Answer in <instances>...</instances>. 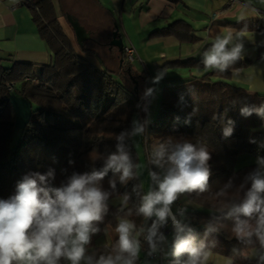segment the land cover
I'll return each mask as SVG.
<instances>
[{"label":"trees","instance_id":"obj_1","mask_svg":"<svg viewBox=\"0 0 264 264\" xmlns=\"http://www.w3.org/2000/svg\"><path fill=\"white\" fill-rule=\"evenodd\" d=\"M30 8L39 34L49 43L53 56L38 73L29 66L8 65L0 60V200L14 197L18 184L34 173L46 175L51 171L47 187L55 189L66 185L74 174L104 171L107 158L118 154V147H122L130 157L132 175L122 182V171L108 169L100 181L102 190L109 194L107 211L101 221L95 222L99 231L91 235L81 261L88 264L91 258L95 264L101 256L117 254L116 229L122 220L134 225L130 239L137 242L149 218L139 211L146 192L138 177L140 156L132 141L141 101L127 73L130 65L125 64L121 75H117L89 64L74 53L57 24L50 0ZM250 25L252 31H262V26ZM171 66L211 71L201 78L163 87L158 111L148 125L152 163L161 167L165 177L172 167L168 157L179 145L190 143L197 149L206 148L211 156L210 178L205 191L185 192L190 209L182 217L184 234L191 229L197 246L203 244L205 251L226 258L231 264H254L248 254L261 252L264 244L255 234L238 238L233 228L237 219L248 220L255 228L257 216L244 217L232 209L245 200L252 185L250 177L259 172V167L228 171L225 165V159L240 156L264 161V114L258 111L264 109V95L247 94L228 84L232 72L250 68L251 62L239 59L223 72L206 69L203 60ZM28 80L36 84L29 85ZM12 96L32 107L31 120L22 131L15 127V113L9 101ZM245 108L252 110L250 116L243 114ZM228 128L232 134L225 136ZM161 145L162 157L157 155ZM117 198L125 203L120 209L111 204ZM105 231L109 245L97 247L95 241ZM189 259L185 253L176 256L172 264H187ZM58 264L71 261L62 257ZM134 264H144L139 251Z\"/></svg>","mask_w":264,"mask_h":264},{"label":"crops","instance_id":"obj_2","mask_svg":"<svg viewBox=\"0 0 264 264\" xmlns=\"http://www.w3.org/2000/svg\"><path fill=\"white\" fill-rule=\"evenodd\" d=\"M21 1L0 0V60L8 65L29 66L38 73L49 65L53 53L40 36L30 7L47 0H26L19 5ZM50 1L57 24L74 53L89 64L121 75L125 66L120 65L122 53L109 48L116 28L123 45L136 50L138 61L130 69L138 83L142 105L135 118L139 127L154 120L163 87L201 78L211 71L171 65L203 60L216 37L228 32L233 38L227 48L242 45L240 60L251 62L250 68L232 72L228 84L247 94L264 95V25L260 20L264 0ZM14 5L19 7L11 12ZM250 24L262 26V31H252ZM75 28L82 33V39L77 38ZM149 89L151 95H147ZM148 185L153 189L150 179ZM217 258L223 257L211 254L205 264H225Z\"/></svg>","mask_w":264,"mask_h":264},{"label":"clouds","instance_id":"obj_3","mask_svg":"<svg viewBox=\"0 0 264 264\" xmlns=\"http://www.w3.org/2000/svg\"><path fill=\"white\" fill-rule=\"evenodd\" d=\"M244 35V33H240ZM231 32L217 36L212 47L204 53L203 63L206 69L225 71L230 64L240 59L242 45L227 48L232 41ZM149 89L147 95H151ZM264 114V109L258 110ZM244 115L250 116L252 110L245 108ZM137 133L142 127H137ZM232 129L225 130L230 136ZM123 137H120L122 139ZM160 146L158 156L164 154ZM211 156L204 147L197 149L190 143L177 147L168 160L172 167L159 183V191L149 192L139 211L145 216L155 215L164 221L170 213L169 206L177 199L178 193L199 189L205 191L210 178L208 161ZM158 162V161H157ZM264 164V161H261ZM130 157L122 147L118 154H112L106 160L104 171L74 174L68 183L60 188L49 189L48 179L53 175L34 173L24 178L17 186V194L9 200H0V264H58L63 257L71 264H80L85 259V245L91 235L99 231L94 226L101 221L107 211L109 194L102 190L100 181L108 169L122 171L121 181L132 175ZM155 175V174H153ZM251 189L242 204L232 211L251 218L256 214L255 228L248 220L237 219L233 228L238 238L251 237L255 234L264 244V173L257 172L250 177ZM115 187V183H112ZM127 199V197H125ZM157 205L162 207L157 208ZM134 225L122 220L116 231L119 233L118 251L115 256H101L95 264H134L139 251V244L130 239ZM186 229L177 223V232ZM187 235H178L174 245V255L180 257L189 254L187 264H205L211 255L203 244L196 245L192 230ZM156 237V225L148 237L155 250L153 238ZM127 253V257L124 255ZM264 259V257H262ZM88 264H92L88 258Z\"/></svg>","mask_w":264,"mask_h":264},{"label":"built area","instance_id":"obj_4","mask_svg":"<svg viewBox=\"0 0 264 264\" xmlns=\"http://www.w3.org/2000/svg\"><path fill=\"white\" fill-rule=\"evenodd\" d=\"M26 0H22L19 5L25 3ZM19 5H14L10 8L11 12L17 10ZM261 23H264V13L260 17ZM122 58L127 65H133L138 61L137 52L131 46H124L122 51ZM33 80H28L29 85H33ZM35 83V82H34ZM148 123H142L143 128L140 133V137L143 141L145 160L147 165V172L150 178V182L154 192L159 188V183L164 179V174L159 165L152 163V153L150 149L149 128ZM155 174V175H153ZM162 207L158 206L157 208ZM170 213L164 221H159V218L155 215L149 217L145 221V227L141 234L137 238L139 244L140 254L143 258L144 264H172L174 258V245L178 235H185L177 232V223L181 225L182 217L185 214L186 208L181 204L177 198L170 206ZM156 225V237L153 238V243L156 247L153 250L149 243L148 237L153 229V225ZM169 237L171 239L170 251L164 253V238Z\"/></svg>","mask_w":264,"mask_h":264},{"label":"rangeland","instance_id":"obj_5","mask_svg":"<svg viewBox=\"0 0 264 264\" xmlns=\"http://www.w3.org/2000/svg\"><path fill=\"white\" fill-rule=\"evenodd\" d=\"M75 34H76V31H75ZM101 64H102V62H101ZM132 67L134 69L136 68V66H132ZM35 84L36 83L33 82V85H35ZM135 127L136 128L138 127L137 123L135 124ZM132 141H133L134 146H135V148H136V150H137V152H138V154L140 156V163H139V165L137 167L138 177L141 180L143 188L147 192V194L149 192H154L153 189H150V187L148 185V180L150 178H149V175H148V172H147L145 154H144V150H143V145H142V141H141V138H140V134L137 133L136 131H135V135H134ZM151 153H152V151H151ZM225 165H226V169L228 171H239V170H241L243 168L257 165L259 167V172L260 173H264V164L259 163L254 157H251V156H240V157L227 158V159H225ZM177 198L179 199L181 204L183 206H185V208L187 210L190 209V204H189V202L186 199L185 192L178 193L177 194ZM111 204H112L113 207H115L117 209H120V208H122L125 205L123 199H121V198H117V199L112 200ZM131 232H132V230H131ZM170 242H171V239L169 237L164 238V253H167V252L170 251V248H171ZM95 244H96L97 247L109 245V240L107 238L106 231L104 232L102 237L96 239ZM86 246L87 245H85V248H86ZM262 257H264V246H263V250L261 252L251 251L248 254V258L254 264H262V263H264V259H262ZM217 259H218V261L224 262L225 264H227V262H228V260L224 259V258H217ZM82 263L83 262H80V264H82Z\"/></svg>","mask_w":264,"mask_h":264},{"label":"water","instance_id":"obj_6","mask_svg":"<svg viewBox=\"0 0 264 264\" xmlns=\"http://www.w3.org/2000/svg\"><path fill=\"white\" fill-rule=\"evenodd\" d=\"M74 30L76 31L77 38L82 39L83 38L82 33L77 28H75ZM123 47L124 45L122 39L119 35L118 29L116 28L115 32L112 35V41L110 42L109 48L117 49L119 53H122ZM120 65L121 67H123L124 65L123 59L121 60ZM127 73L131 81L134 83L135 91L138 94V83L133 78L130 68L127 69ZM9 101L15 113V127L17 130L22 131L28 126L31 120L32 107L27 101L15 96L10 97Z\"/></svg>","mask_w":264,"mask_h":264}]
</instances>
